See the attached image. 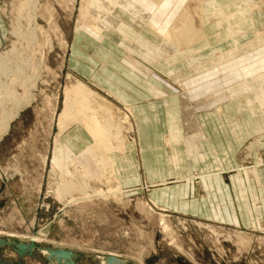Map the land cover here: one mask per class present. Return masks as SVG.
Instances as JSON below:
<instances>
[{"label":"rangeland","instance_id":"obj_1","mask_svg":"<svg viewBox=\"0 0 264 264\" xmlns=\"http://www.w3.org/2000/svg\"><path fill=\"white\" fill-rule=\"evenodd\" d=\"M258 1L249 3L256 11L253 25L212 39L204 26L206 0H0V65L5 54L13 65L25 62L36 82L33 101L0 140V238L28 243L34 237L37 246L73 251L78 264H102L107 255L137 264H264L263 230L163 212L148 201V189L128 184V176L139 175L140 153L134 113L119 100L131 77L153 79L137 65L150 59V69L164 81L153 80L166 88L155 92L156 99L171 94L167 101L177 99L180 111V126L174 123L178 130L170 135L163 118L147 121L149 135H159L151 137L158 147L153 161L160 159L164 174L174 170L175 156L186 155L182 146L169 147L174 138L183 137L189 158L202 153L207 139L192 156L199 151L200 117L211 113V123L225 127L230 138L236 127L249 133L243 146L231 144L243 160L240 170L264 169V0ZM75 52L81 54L76 62ZM173 56L178 58L170 74L182 79L177 82L153 65ZM188 59L192 66L203 61L204 69L215 62L188 78ZM99 78L120 95L93 88ZM97 94L106 100L98 101ZM11 104L5 111L0 107V120ZM127 108L133 114L128 121ZM237 112V119L222 114ZM222 152L215 151L211 161ZM61 182L76 187L63 200ZM0 264L50 263L38 250L20 258L5 247Z\"/></svg>","mask_w":264,"mask_h":264},{"label":"crops","instance_id":"obj_2","mask_svg":"<svg viewBox=\"0 0 264 264\" xmlns=\"http://www.w3.org/2000/svg\"><path fill=\"white\" fill-rule=\"evenodd\" d=\"M258 2H260V0ZM206 3L204 26L206 32L210 34L209 37L212 39L214 38V36H212L213 34H217L218 36L215 35V37L217 36L216 38H218L225 33H234L240 24L249 23L253 25V21L256 19V11L253 13L250 11V6L254 4H249L250 0H226L225 2L222 0H216L215 2L214 0H206ZM246 10L250 13L248 16H246ZM229 24L234 25L230 26ZM102 53L105 52L102 51ZM194 53L195 49L189 51L187 54L190 56L194 55ZM105 54H107V56L109 55L108 53ZM179 55L180 54L177 56L179 57ZM220 55L216 57L217 59L215 61L218 60ZM72 56L73 59L76 58V62L81 54L78 56L77 52H75ZM178 57H168L159 62H155L153 65L172 79V77H175V74L171 75L170 72L174 71L176 63L175 58L177 59ZM104 58L107 57L104 56ZM190 61V59L186 61L189 66L188 72L190 73L188 78L195 76L198 74L197 72L209 70L215 62L211 60V62H209L210 67L204 69L206 63L203 61L199 60L197 62H192L194 65L198 66H192ZM125 64L121 65L118 63L119 66L124 69L126 68V71L130 74L131 69ZM95 65L96 64H93V66ZM194 67H198L199 71ZM70 71L75 76L86 81L72 70ZM95 71L96 70H94V72ZM179 74H177V76H180ZM137 76L143 79V83L137 79ZM106 79H108L107 76ZM93 80L95 81V75L93 76ZM98 80L100 81V84L97 82L99 85L94 82L90 83L93 88H97L98 90L102 88L110 95H120V93L118 94V92L112 89L108 81L107 84L110 86L104 83V79L99 78ZM179 80L182 79L177 78V81ZM129 81L128 87L123 92L122 97H120L121 99H118L126 105L124 107H131L134 113L137 129L136 142L134 143L140 153L138 163L139 175L133 174L132 176H128L127 179L123 178V180H128V182H130L128 184L132 185L136 183L148 189V201L154 203V205L163 212H169L181 217H189L191 219L235 229L264 231V169L259 166H253L251 167L253 168V174L248 173L247 170H240V168L244 166H240L243 163V160H240V152H233L230 150L233 149L231 144L235 142L243 146L245 134L249 133H246L243 127H236L230 130L232 133L230 134V138L228 133H224L225 131L227 132V130L224 129L225 127L217 128L211 123L214 118L208 116L214 113L202 115L200 121L203 126L200 123L201 134L200 142H198L199 151L195 155L192 154L193 157L199 155L201 151V142L207 140L202 145V153L198 157L191 159L188 157V151H186L187 149L183 137L174 138L171 144L167 142V137L172 133V130H175V128L178 130L180 126L178 118L180 111L177 99H173L171 102L167 101L171 94H168V98L156 99L155 92L161 89L165 90L166 88L153 79L146 80L139 75H135V79L131 77ZM102 89H100L99 92ZM167 91L174 93L173 91ZM157 109H160L159 114L157 113ZM222 114L228 117L231 116L229 117L230 119H233L232 116L236 119L238 118V112L234 114ZM222 114L218 115L222 116ZM162 118L166 121L165 124H168L170 128L169 135L166 136V143L172 150L176 148L179 149L180 146H182L186 154L184 160L180 155L173 158L176 163H174L175 167L170 175L164 174V165L159 161V158H157L155 162L153 161L152 152H158L156 151L158 147L151 145V137H157L159 139V135H149V130L146 128L149 125L147 121ZM142 120H145L146 124L142 122ZM139 121H141V124ZM176 122L178 123V127L174 128L173 125ZM224 135L226 137L222 138ZM216 147H221L222 149L218 150ZM258 147L259 144L253 152L254 155L255 152L258 151L256 152L257 155L252 157L254 159L256 158L253 160L255 163L258 161V156L261 152ZM215 151L224 152L219 156H214L215 158H213L212 162L211 159ZM50 152H53L52 146ZM111 162L113 166V158ZM197 175L199 177H197ZM131 187L132 186H127L126 189Z\"/></svg>","mask_w":264,"mask_h":264},{"label":"bare ground","instance_id":"obj_3","mask_svg":"<svg viewBox=\"0 0 264 264\" xmlns=\"http://www.w3.org/2000/svg\"><path fill=\"white\" fill-rule=\"evenodd\" d=\"M33 18H35V17H33ZM189 25L190 24H187L186 26H189ZM9 57H10L9 55L5 54L4 57H2V59H1L0 72L2 73V76L4 77V79H2V77H0V107H2L5 111L6 106L10 102V103H12L11 104L12 109H11V111H7L4 114V116H2L3 117V118H1L2 120H0V140L7 133V131L9 130V127H10V123L15 118L18 117L21 110L23 108H25V106H28L31 104V102L34 99L33 91L36 88V84H35L36 82L33 80L32 76H29L25 72V68H27V64L25 62H23L22 64L20 63L18 65H13V62L11 64V61L6 60V59H9ZM14 57L17 58L16 52L14 53ZM137 65L143 66L144 69L147 72H149V74L151 76H153V79H155L157 81H161V80L164 81L163 78L161 79L162 76H160L159 74H156L155 71L150 69V65L147 62H144L141 60V62L138 63ZM215 66H218V64L215 63ZM13 68H15V69H13ZM216 68H217L216 69L217 71H214V73L211 77H213L216 74V72H218V70H220V68L219 69H218V67H216ZM223 70L224 69H222L221 71H223ZM18 88H21L24 93L20 94ZM97 97H98L97 98L98 101L104 102L106 100L104 97L100 96L99 94H97ZM110 104H112V103H108V105H110ZM128 111H129L127 113L128 116L126 118L127 121L129 119H131L132 115H133L131 113L130 109H128ZM130 113H131V115H129ZM129 124L132 126L131 122H129ZM114 129L118 130L120 128L118 127L117 124H115ZM132 130H133V132H135L134 125L132 126L131 131ZM62 183L63 182H61L60 185H63V186H61L57 190V192L59 191L58 194H59L60 198L63 200L66 197L64 195H66L70 192L71 187H73V189L76 187H75V183H69V182H66V183L64 182L63 184ZM31 238H32V241H34V242L37 241L36 238H34V237H31ZM112 256H114V255H112Z\"/></svg>","mask_w":264,"mask_h":264},{"label":"water","instance_id":"obj_4","mask_svg":"<svg viewBox=\"0 0 264 264\" xmlns=\"http://www.w3.org/2000/svg\"><path fill=\"white\" fill-rule=\"evenodd\" d=\"M5 247H13L20 258L33 255L35 250H38L50 264H78V255L73 251L53 247H40L37 246L34 241L25 243L17 242L12 239L0 238V248ZM101 259L102 264H137L128 263L122 258L112 255L103 256Z\"/></svg>","mask_w":264,"mask_h":264},{"label":"flooded vegetation","instance_id":"obj_5","mask_svg":"<svg viewBox=\"0 0 264 264\" xmlns=\"http://www.w3.org/2000/svg\"><path fill=\"white\" fill-rule=\"evenodd\" d=\"M35 251H37V250H35Z\"/></svg>","mask_w":264,"mask_h":264}]
</instances>
